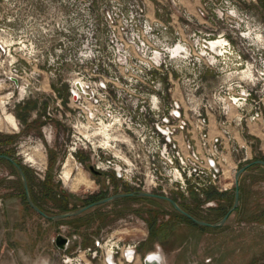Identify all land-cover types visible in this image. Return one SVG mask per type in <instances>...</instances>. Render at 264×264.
I'll return each mask as SVG.
<instances>
[{
  "label": "built area",
  "instance_id": "1",
  "mask_svg": "<svg viewBox=\"0 0 264 264\" xmlns=\"http://www.w3.org/2000/svg\"><path fill=\"white\" fill-rule=\"evenodd\" d=\"M158 1L157 16L150 17L145 0H42L55 10L51 26L42 24L39 32L47 38L42 64L63 77L71 69L62 80L70 102L120 101L124 168L111 155L114 179L163 197L228 192L239 166L251 159L237 138L246 137L249 123L264 130V29L244 7L256 2L198 0L191 13L181 0ZM101 166L93 167L100 172ZM123 239L112 234L72 255L68 239L57 250L62 264H132L137 243Z\"/></svg>",
  "mask_w": 264,
  "mask_h": 264
},
{
  "label": "rangeland",
  "instance_id": "2",
  "mask_svg": "<svg viewBox=\"0 0 264 264\" xmlns=\"http://www.w3.org/2000/svg\"><path fill=\"white\" fill-rule=\"evenodd\" d=\"M255 2L244 7L254 17V23L264 29V0ZM54 11L42 0H0V119L7 114L15 117V112L26 116L25 122L15 117L16 131L0 128V138L9 141L0 148L12 149L11 157L27 169L31 192L49 216L61 214V192L67 194L68 208L73 211L85 206L84 200L91 196L106 198L135 191L123 179L113 182L108 168L111 155L124 168L119 159L125 138L120 101L109 98V106L70 102L67 83L62 80L70 77L71 69L65 68L63 77L54 67L42 64L47 55V38L39 32L42 24L51 26L53 21L48 17ZM109 115H114L115 120ZM102 125L110 126L107 138L110 133L117 141H109L99 133ZM75 154L85 163L78 161ZM256 155L264 158L259 153L252 158ZM67 158L75 162L74 172L83 171L88 187L73 189L72 180L62 177ZM97 162L102 163L100 176L88 170ZM241 175L238 207L221 227L195 226L162 199L136 197L117 199L59 222L46 219L28 206L18 173L0 161V264H62L54 245L59 234L70 241L66 251L69 255L77 248H93L95 241L103 242L113 234L124 238L125 243H137L135 264H143L149 252H160L163 264H264V167H249ZM168 198L213 224L220 220L215 216L219 210L230 209L234 187L222 193L210 190L204 199L193 193ZM206 202L212 206L206 207ZM154 216L155 227L160 229L153 233L149 222ZM124 219L130 224L121 226L119 222Z\"/></svg>",
  "mask_w": 264,
  "mask_h": 264
},
{
  "label": "water",
  "instance_id": "3",
  "mask_svg": "<svg viewBox=\"0 0 264 264\" xmlns=\"http://www.w3.org/2000/svg\"><path fill=\"white\" fill-rule=\"evenodd\" d=\"M0 159H3L5 161H7L9 164H11V166L18 173V175L20 177V181H21L23 189H24L25 198H26V202H27L28 206L34 212H36L37 214L42 215L43 217H45L46 219L51 220V221H61V220H65V219H68V218L76 217V216L81 215L85 211L93 208V207L104 205L106 203L112 202V201L117 200V199L134 198V197H136V198H158V199H162V200L168 202L170 204V206L175 211H177L178 213H180L184 217L188 218L189 220H191L196 225L204 226V227H212V228L221 227L226 222V220L228 219V217L231 214V212H233L238 207V204H239L238 180H239L240 175L246 169L251 167L252 165H259V166L264 167V161L263 160H255V161H253V162H251L249 164L244 165L243 167H241L237 171V173L235 175L234 199H233V203H232L230 209L226 212V214L218 222L210 224V223H207V222H204V221H200V220H197V219L193 218L190 214L185 212L178 205L177 202L173 201L172 199H170L168 197H163V196L155 195L153 193L141 192V191L116 193L114 195H111L109 197L97 200V201H95L93 203H90L88 205H85V206L80 207V208H78L76 210H73V211H68V212L57 214V215H54V216L45 215L35 205V203L33 202L32 198L30 196V193H29V190H28V185H27V179H26V176H25L20 164L16 160H14L12 157H10V156L0 155ZM88 170L93 175L101 174V172L95 170L93 166H89ZM67 243H68V238H66L65 236H63L61 234L57 235L55 240H54V245H55V247L58 250H63ZM143 264H163V257H162L160 252H149V253H147L144 256Z\"/></svg>",
  "mask_w": 264,
  "mask_h": 264
},
{
  "label": "crops",
  "instance_id": "4",
  "mask_svg": "<svg viewBox=\"0 0 264 264\" xmlns=\"http://www.w3.org/2000/svg\"><path fill=\"white\" fill-rule=\"evenodd\" d=\"M158 0H145V3L148 8V15L150 17L155 16L154 5ZM182 6H184L189 12L194 13L195 7L198 4V0H181ZM204 80L207 85L210 86L213 84V76L210 73L204 75ZM210 133L212 135L217 134V130L214 125V118L210 116ZM246 137L237 138L238 145L242 147L250 158L255 153H259L264 156V130L256 123H249L245 133ZM254 143L251 145L250 142ZM243 174V173H242ZM242 176V175H241ZM230 193H227V197L230 196ZM138 258L134 261V264L137 263Z\"/></svg>",
  "mask_w": 264,
  "mask_h": 264
},
{
  "label": "trees",
  "instance_id": "5",
  "mask_svg": "<svg viewBox=\"0 0 264 264\" xmlns=\"http://www.w3.org/2000/svg\"><path fill=\"white\" fill-rule=\"evenodd\" d=\"M32 109L34 108V107H31ZM15 114V117L17 118V119H20L22 122H25L26 121V116L25 115H21V114H19V113H14ZM8 139L7 138H0V145H3V143L4 144H7L9 141H7ZM6 147L7 146H3V148H0V155H6V156H12V152H13V150L11 149H6ZM75 157H76V159L78 160V161H80L82 164L83 163H85V161H84V159L83 158H81V157H79V156H77V154H75ZM255 160H263L264 161V158L263 157H261V156H258V155H256L255 157H253L252 158V160H250L249 162H247L246 164H249V163H251V162H253V161H255ZM0 161H2V162H6L7 164H9L7 161H5V160H3V159H0ZM19 163V162H18ZM20 164V163H19ZM245 164V165H246ZM10 166H11V164H9ZM20 166H21V168H22V170H23V172H24V174H25V176H26V179H27V185H28V188H29V191H30V196H31V198H32V200H33V202L35 203V205L41 210V212L43 213V214H45V215H48L49 213H48V211H46V210H44V208H42L41 207V205H40V202H39V198H37V196L35 197L33 194H32V192H31V185H30V178H29V174H28V171H27V169L25 168V167H23L21 164H20ZM251 167H253V168H260V166L259 165H252ZM11 168L12 169H14L12 166H11ZM15 170V169H14ZM113 182H114V178H113ZM124 191H126V188L124 189ZM115 192H117L116 190H115ZM114 192V193H115ZM66 195L67 194H65L64 192H61V197H62V203H60L59 205H58V210H59V212L60 213H65V212H68V211H71L72 209H69L68 208V199L66 198ZM105 196L104 195H96V196H91V197H89V198H86L85 200H84V203H86V205L89 203V202H95V201H97V200H100V199H103ZM210 197H212V196H208V198H210ZM176 200V199H175ZM180 204V203H179ZM180 206L182 207V209L185 211V212H187L188 214H190L193 218H195V219H197V220H201L202 221V219H200V217H197V215L196 214H194V213H192L191 211H189V209L187 208V207H185L184 205H182V204H180ZM231 206V205H230ZM75 209V208H74ZM219 211H221V212H219L218 213V215H215V216H218L217 218H216V220H219V219H221L225 214H226V212H227V210L225 211V212H222L223 210H219ZM183 218H185L186 220H188L189 222H191V223H193L191 220H189L188 218H186V217H184V216H182ZM64 220H62V221H59V222H63ZM155 216H154V219H152L151 220V222H149L150 223V227H151V230L153 231V233L154 232H156V231H159V226L157 227H155ZM206 222V221H205ZM207 223H209V222H207ZM195 226H197L195 223H193ZM153 227H155L154 229H153ZM198 227H201V226H198Z\"/></svg>",
  "mask_w": 264,
  "mask_h": 264
},
{
  "label": "bare ground",
  "instance_id": "6",
  "mask_svg": "<svg viewBox=\"0 0 264 264\" xmlns=\"http://www.w3.org/2000/svg\"><path fill=\"white\" fill-rule=\"evenodd\" d=\"M2 127H7L14 131H16L18 129V126H17V122H16V119L13 115L11 114H7L5 115L3 118L0 119V128ZM108 127L110 128L109 125H102V127L100 128L99 130V133H103L102 135L105 134V138L109 141H117L116 139H112L110 137V133H109V138H107V134H108ZM107 143H105V145H107ZM73 163L72 161H70V158H67L64 162V165H63V170H62V176L64 179H68L71 175L72 177V182H73V189L75 188H79V187H88V181L86 180L85 178V175L83 173V171L81 169H78L76 172L73 171Z\"/></svg>",
  "mask_w": 264,
  "mask_h": 264
},
{
  "label": "flooded vegetation",
  "instance_id": "7",
  "mask_svg": "<svg viewBox=\"0 0 264 264\" xmlns=\"http://www.w3.org/2000/svg\"><path fill=\"white\" fill-rule=\"evenodd\" d=\"M72 159H73V157H72ZM74 160V159H73ZM74 164H75V162H74ZM103 173H101V174H98V175H96V176H100V175H102ZM72 175V174H71ZM71 175H70V177L68 178V179H65V181H68V180H72V177H71ZM63 177V176H62ZM156 195V194H155ZM153 199H158V198H153ZM90 203H93V202H89L88 204H90ZM87 204V205H88Z\"/></svg>",
  "mask_w": 264,
  "mask_h": 264
}]
</instances>
